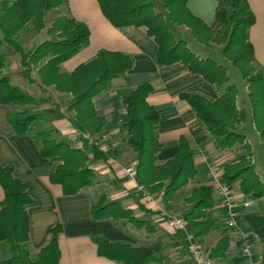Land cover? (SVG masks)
I'll list each match as a JSON object with an SVG mask.
<instances>
[{
	"label": "trees",
	"instance_id": "trees-1",
	"mask_svg": "<svg viewBox=\"0 0 264 264\" xmlns=\"http://www.w3.org/2000/svg\"><path fill=\"white\" fill-rule=\"evenodd\" d=\"M102 15L115 28L142 27L157 45L156 64L160 67L181 64L192 75H198L211 85L218 97L214 100L193 93L179 94L188 103L194 115L209 134L217 148L233 149L235 158L222 167V180L228 186L237 184L239 192L256 203L264 199V183L252 163V148L243 133L247 113L237 103V87L230 83L225 65L213 56L194 53L186 41L177 38L170 26L185 27L192 39L203 46H221V54L237 69L245 83L250 105V119L264 149V71L254 67V48L248 31L255 19L246 0H216L214 26L208 27L193 17L186 7L187 0H96ZM65 0H3L0 9V50L10 46L20 57L29 82L30 66L36 69L39 85L52 87L57 93L70 94L68 112L74 113L75 122L93 141L88 147H74L58 140V131L46 128V119L40 114L26 111L12 112L9 123L17 136L29 135L36 142L40 156L55 164L49 182L59 185L64 196H74L92 186L96 179L89 167L91 162L105 161L108 154L98 150V137L106 126L105 119L97 112L94 99L106 92L111 81L132 68L128 56L101 51L93 60L80 65L70 74L60 71V65L84 48L89 40L88 28L73 18L59 16L46 27L45 13L64 5ZM155 4L160 10L156 12ZM36 33L46 29L45 40L30 50L18 42L26 25ZM6 56L0 54V73L6 66ZM152 88L148 83L139 84L122 98L116 114L122 119L126 144L137 155L135 165L138 184L149 194L159 195L166 210L177 193L195 176L194 152L189 142L180 137L174 157L163 165L156 163L162 145L157 129L160 118L146 98ZM0 104L16 107L36 105L35 99L13 85L7 76H0ZM120 110L122 113H120ZM118 112V113H117ZM44 125V127H43ZM110 153V152H109ZM13 167H0V243L8 244L11 255L0 264H60L58 238L62 228L57 225L49 230L48 241L35 256L30 255L28 243V208L35 205L27 193V186L14 177ZM212 186L193 188L184 203L189 209L182 215L186 230L199 243L217 226L210 214L215 201ZM99 201V202H98ZM96 202V203H95ZM90 206L95 221H113L130 224L138 229H151L147 221L136 218L130 209L117 201H106L100 195ZM244 221L256 235L263 248L260 264H264V204L258 214L244 216ZM97 255L121 264H158L154 248L135 247L121 242H110L94 237ZM229 239L221 237L208 250L211 260L226 259ZM246 258L237 256L225 264H241ZM160 261V260H159Z\"/></svg>",
	"mask_w": 264,
	"mask_h": 264
},
{
	"label": "crops",
	"instance_id": "crops-1",
	"mask_svg": "<svg viewBox=\"0 0 264 264\" xmlns=\"http://www.w3.org/2000/svg\"><path fill=\"white\" fill-rule=\"evenodd\" d=\"M246 1L255 19L254 25L248 31L249 41L254 48L255 43L252 38L255 30L264 28V0ZM217 6L216 0H187L186 3L190 14L208 27L214 26ZM60 11L59 15L73 18L89 30L87 45L59 66L62 73H72L80 65L93 60L101 51L130 57L132 68L124 75L112 80L109 89L93 101L97 112L106 121L103 133L109 136L110 149L113 147L116 151L114 154L106 155L105 161L90 164L89 167L96 175V184L74 196H64L59 185L49 182V176L55 164L40 156L39 148L31 136H17L14 133L9 123L12 108L0 104V167L12 166L14 177L27 186V193L35 202V205L27 210L29 240L26 248L30 255L35 256L46 245L49 230L60 225L62 228L58 238L60 264H121L99 257L93 242L94 237L135 247L154 248L157 250L154 254L161 259V264H191L184 233L172 230L166 224L169 219L168 212H172L175 208L171 207L165 212L160 208L159 198H155L153 194L150 196L154 199V203L145 204L135 192L138 184L136 176L131 178L124 174L126 168L136 165L137 155L130 148L128 149L125 130L121 127L122 124H118L120 115L115 112L122 98L139 84L148 83L151 86L152 90L146 101L156 110L160 118L157 135L162 145L156 163L163 165L174 157L180 137H184L189 142L194 152L196 174L184 187L187 191L186 197L195 187L211 186V180L206 173L208 166L214 165L222 169L225 163L233 160L229 158L233 150L216 147L191 107L179 98V94H199L214 100L218 97L217 93L200 76L192 75L179 63L158 66L155 61L157 45L147 36L146 29L133 26L113 27L102 15L96 0H65ZM170 28L173 34L186 41L188 47L197 55L201 57L211 55L213 58L219 54L222 56L221 46L200 45L192 39L190 31L185 27L172 25ZM51 39L53 37L48 36L46 40ZM190 39L192 43L189 42ZM10 81L18 86L11 79ZM23 86V88L22 85L18 87L36 99L34 110L43 115L50 128L58 131L60 138L74 147L82 148L88 145V140L86 142L85 139L87 136L75 122L74 113L67 111L71 101L70 95L58 94L53 88L39 91L34 95L35 85L29 84V87H33L30 90L25 78ZM237 103L250 116V105L246 111L245 101L242 99L240 102L239 95ZM121 136H124V139ZM252 163L255 168L254 157ZM100 183L105 185L104 193H99ZM231 188L239 213L238 229L230 230L224 226V209L214 198L215 204L210 214L217 220V226L203 237L199 244L208 254V250L221 237L226 236L230 243L227 258L212 260L213 264H225L231 258L243 256L242 241L246 238L251 246L254 262L260 264L263 248L243 219L247 214L241 204L247 198L239 192L237 184ZM100 195H105L106 201H117L124 208L130 209L136 218L147 221L151 229H138L130 224L120 225L113 221H95L90 214V206ZM2 199L3 190L0 187V203ZM182 202L187 208L176 217L182 218L189 209V205ZM258 202L264 204V199ZM256 212L251 214H258ZM153 242L158 244L152 245ZM9 249V246L0 244V261L4 260ZM241 264L251 263L245 259Z\"/></svg>",
	"mask_w": 264,
	"mask_h": 264
},
{
	"label": "rangeland",
	"instance_id": "rangeland-1",
	"mask_svg": "<svg viewBox=\"0 0 264 264\" xmlns=\"http://www.w3.org/2000/svg\"><path fill=\"white\" fill-rule=\"evenodd\" d=\"M2 1L3 0H0V9H1ZM62 6L63 5H61L57 9H54V10H51V11H48V12L45 13L44 20L46 22V27H47V25L50 26L51 22L55 18H57L59 16H62V15H59V11H60V8ZM154 10L156 12H158L160 10V7H159L158 4H155V9ZM60 12H62V11H60ZM49 37H53V36H49ZM46 39H48V36L46 35V31L45 30H43L41 33H36L32 29L31 25L28 24L20 32L19 38H18V42L20 43V45L22 46V48L24 50H30L35 45L43 42ZM54 39L55 38L53 37V39H51V40H54ZM252 39H253L252 41L255 43V46H254V55H255L254 56V58H255L254 67L264 71V28H256L254 36H253ZM189 42L192 43V40L190 39ZM193 43L195 44V42H193ZM0 54H4L6 56V58H7L6 59V61H7L6 62V66L4 67V69L1 70L0 76H7L14 83L18 84L19 87H20V85H22V88L24 87L23 86V80L25 78L28 87H29V84L30 85H35L34 86L35 89L33 90L34 91V95H36L39 91L42 92V91H44V90L49 88V87H46V86H43V85H39L38 76L36 74V69H34L31 66L29 67L30 68V79H31V82H29L27 80L25 69L20 64V57L13 52V49L10 46H7V45L4 46L0 50ZM215 58L217 59L216 61H218L220 64H223V65L226 66L227 74H228L229 79H230V83H233L237 87L238 92H239L240 102H242V99H244L245 108H246V111H248L247 107H249V103H248V99H247V93L245 91V87L246 86H245L244 81L241 78L240 73L237 71V69L232 67L230 63H227L228 61H226L220 54L217 57L214 56V59ZM29 88H30V90L33 89V87H29ZM50 88H52V87H50ZM53 90H54V88H53ZM23 92H25V91H23ZM25 93H27V92H25ZM58 94H61V93H58ZM66 95H70V94H66ZM241 97H242V99H241ZM35 101H36V99H35ZM34 106L35 105H28V106H25V107H21V106L20 107H16V108L12 109V112L26 111L28 114H31V115L39 114V113H37L34 110ZM243 125H244L243 133L246 135L247 140H248V142H249V144H250V146L252 148V153H253V157H254V160H255V171L259 175L260 179L262 181H264V149H263L262 143L260 141L259 135L254 130V127H253V124L251 122L249 114L247 115L246 121L244 122ZM45 126H46V128H50V126L48 124H46ZM43 127H44V125H43ZM121 137L124 139V136H121ZM56 138L58 140L65 141V139L60 138L59 135ZM85 139H86V142H87V137ZM123 139H122V141H123ZM86 147L90 148V146H88V145ZM128 149H129V147H128ZM223 149H226V148H223ZM231 150H233V149H231ZM115 151H116V149L113 148V147L110 149V153L111 154H114ZM235 156H236V154H235V151L233 150V152H232V154L230 155L229 158L234 159ZM92 163L93 162H91V164ZM95 184L96 183H95V180H94L92 185H95ZM100 186H101V189L99 190V193H104L105 192V190H104L105 189L104 188L105 185L100 183ZM186 192L187 191L184 188L182 190H180L177 193V195L174 198V200L170 203L171 207L173 209L174 208L175 209L174 210L172 209L173 210L172 212L171 211L168 212L169 220H170V218L176 217L183 209L187 208V206L184 205L183 202H182ZM103 196H105V195H103ZM154 197L155 198L156 197L159 198V195H154ZM159 204H160V208L166 212L167 210L164 208L163 204L161 202ZM262 205H263L262 203L257 202L256 205H254V206H252V207H250L248 209H245L244 211L247 214L246 216H250V215H252L251 213H255L256 211L259 212V210H260ZM258 212H256V213H258ZM142 229H144V228H142ZM0 244H3L5 246H9L8 244H4V243H0ZM151 244L152 245H154V244L156 245L158 243L157 242H153ZM9 248H10V246H9ZM141 248H145V247H141ZM148 248H150V247H148ZM11 252H12V249L10 248L9 251H8L7 256H5L3 259L8 258L11 255ZM159 260H161V259L158 257V262H160L158 264H161V261H159Z\"/></svg>",
	"mask_w": 264,
	"mask_h": 264
},
{
	"label": "built area",
	"instance_id": "built-area-1",
	"mask_svg": "<svg viewBox=\"0 0 264 264\" xmlns=\"http://www.w3.org/2000/svg\"><path fill=\"white\" fill-rule=\"evenodd\" d=\"M120 113L122 111L120 110ZM122 119H119L118 124H122ZM88 142L91 144L93 139L87 137ZM98 150L104 154H109L110 151V140L109 136L105 133H102L98 137ZM207 176L211 180V186L213 188V194L215 198L219 201V204L224 209L223 215V223L227 229L236 230L239 227V213L237 209V204L235 202L234 193L230 186L226 185L222 180V169L214 165H210L207 168ZM124 174L133 178L136 176L135 166L128 167L124 170ZM135 192L139 199L143 201L145 204H153L154 199L150 196V194L146 191V189L137 184L135 187ZM256 205V201L254 199H245L241 204L243 209H248L252 206ZM167 227L184 233V239L186 243V250L189 253V258L191 260V264H213L212 260L208 256V254L201 248L199 242L187 232L186 223L181 217H173L168 219ZM242 255L250 261L251 264H256L253 259V252L249 241L246 238H243Z\"/></svg>",
	"mask_w": 264,
	"mask_h": 264
}]
</instances>
